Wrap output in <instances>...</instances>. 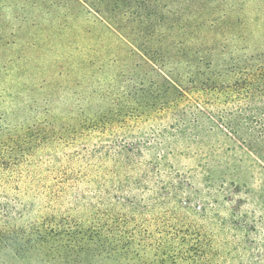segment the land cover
<instances>
[{"label": "trees", "instance_id": "obj_1", "mask_svg": "<svg viewBox=\"0 0 264 264\" xmlns=\"http://www.w3.org/2000/svg\"><path fill=\"white\" fill-rule=\"evenodd\" d=\"M20 1L12 6L11 0H0V10L28 6L34 19L19 17V26L5 22L11 29L0 34V44L12 50L27 44L33 51L48 46L50 64L72 68L93 67L96 54L118 45L149 70L158 68L165 87L151 109L156 105L163 111L195 98L216 110L220 94L233 98L236 114L218 113V121L244 147L264 148V45L244 38L240 48L225 51L232 42L223 29L228 12L215 7L214 0ZM80 16L93 18L111 43L89 42L91 30L77 26ZM24 28L31 33L21 38L17 33ZM138 80L144 83L145 75ZM49 86H36L35 93L44 95L39 100L30 94L19 102L18 90L0 84V264H245L239 260L245 247L237 227L220 213L190 210L188 201L178 202L189 189L178 185L171 166L166 170L164 152L142 165L135 161L138 153L129 150L86 151L49 165L31 164L53 142L82 135L84 125L97 130L107 124L109 109L98 118V112L87 113L89 108H79L77 125L55 136L53 127L6 123L13 113L51 116L68 103L61 93L54 98ZM106 92L72 91L70 102H89L98 94L106 98ZM141 108L139 102L131 110Z\"/></svg>", "mask_w": 264, "mask_h": 264}, {"label": "rangeland", "instance_id": "obj_2", "mask_svg": "<svg viewBox=\"0 0 264 264\" xmlns=\"http://www.w3.org/2000/svg\"><path fill=\"white\" fill-rule=\"evenodd\" d=\"M213 2L215 7L222 6L228 12V22L223 25V29L227 32V38H232V42L227 43L229 48L225 51L240 48L244 44V38L257 46L264 45V0ZM11 3L12 6H18L21 1L11 0ZM27 9L28 6L22 5L14 9H5L4 6L0 10V28L4 27L0 34H8L11 29L9 26H19V17L27 15L34 19ZM50 10L54 16L57 15V9ZM5 22L9 26H4ZM77 26L80 30H91L89 42L103 39L104 42L111 43V40L107 42L101 28L93 24V18L80 16ZM19 32L17 34L21 38L28 37L31 33L28 28ZM31 37L30 35V39ZM46 48L48 46L40 51H33L27 44H21L12 50L2 42L0 84L12 87L13 91L18 90L21 102L29 98L30 94L35 100L42 98L44 95L37 90L35 93V89L42 82H47L52 87L48 92L54 98L61 93L62 100L68 103L60 106L59 111L51 116L43 113L30 116L13 113L6 123L22 121L33 124V128L53 127L56 132H50L55 136L65 126L77 125L75 117L79 108H89L87 113L91 116L98 112V118L101 112L109 111L104 127L93 130L84 125L86 130L82 135L73 136L74 140L69 135L68 141L53 142L39 151L31 164L49 165L65 155L79 152L82 156L86 151L129 150L138 153L135 161L142 165V162L150 163L164 152L168 154L166 170L171 166L173 173L181 180L178 185H183V188L187 185L189 189L188 194L179 196L181 206L188 201L192 207L190 210H206L210 215L220 213V216L228 220L230 227L235 226L241 231L237 238L245 248L239 252V260L245 264L249 261L264 264V148L258 151L244 147L218 121V113L229 116L236 114L233 98L227 100L229 97L220 94L216 110L206 109L195 98L183 100L177 107L163 111H159L156 105L151 109L161 99L159 94L162 87H165L157 74L159 70H149L137 58L129 56V52L123 47L116 45L113 52H97L95 56L98 64L93 67L79 65L75 68L61 62L50 64ZM238 54L241 53L238 51ZM86 56L87 51L83 57ZM76 57L71 55L69 58L77 60ZM9 58H12V62ZM133 62L139 63L138 66ZM181 69L182 72L183 68ZM144 75L142 83L138 79ZM139 83L142 92H138ZM89 89L108 92L106 98H101L98 94L92 96L89 102H70L72 91L83 95ZM163 89H166L167 95L169 91L167 88ZM172 95L173 92H170V96ZM139 102L142 108L131 110ZM7 107L6 103L1 109ZM178 210L182 208L178 207Z\"/></svg>", "mask_w": 264, "mask_h": 264}]
</instances>
